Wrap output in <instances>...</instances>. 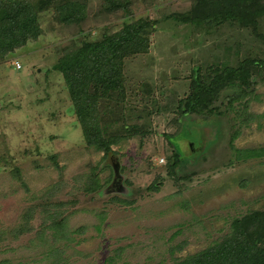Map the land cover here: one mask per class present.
Wrapping results in <instances>:
<instances>
[{"label": "rangeland", "instance_id": "rangeland-1", "mask_svg": "<svg viewBox=\"0 0 264 264\" xmlns=\"http://www.w3.org/2000/svg\"><path fill=\"white\" fill-rule=\"evenodd\" d=\"M42 1L40 36L0 53V264H182L261 237L249 222L264 212V24L257 37L175 21L193 0H75L79 21L66 0ZM140 18L157 22L117 66L121 90L89 88L87 120L113 119L107 137L124 136L109 157L56 66ZM247 52L260 64L238 80L250 98L228 86L208 91L212 113L186 114L194 82Z\"/></svg>", "mask_w": 264, "mask_h": 264}, {"label": "trees", "instance_id": "trees-1", "mask_svg": "<svg viewBox=\"0 0 264 264\" xmlns=\"http://www.w3.org/2000/svg\"><path fill=\"white\" fill-rule=\"evenodd\" d=\"M193 1L190 11L186 12V18L174 16L175 21L196 25L204 24V27H212L214 24H227L240 29L244 28L249 34L259 37L257 33L261 30L262 24H264V0ZM57 4L60 10H65L67 18L76 21L80 20V16H77L83 10L80 1L66 0L61 4ZM49 5L44 1L34 4L31 0H0V53L4 54V59H7L5 54L15 52L31 39H37L40 36L39 31L36 30V27H39L36 25L37 20L35 21L34 13L41 12L43 7ZM155 22L147 18L132 21L127 24L122 32H116L117 36H109L102 41L103 44L90 43L84 49L66 52L61 63L56 66L64 75L66 83L74 95L78 115L84 128L92 129V136L95 137L96 143H98L96 147L105 150L106 156L110 157L112 154H116L111 147V143L117 144L121 142L124 136L120 138L118 132H114L112 138L107 137L105 131H108L111 124H114L113 119L109 118L101 123L96 119V116L94 118L93 114L91 116L92 119L90 117L87 120L88 111L94 109L89 88L92 84L103 83L104 93L109 94L111 98L112 95L116 94L117 90H121L123 81L115 73L118 72L117 66L121 65L126 55L132 54V51H138L141 43L144 40L147 41L145 35L153 30ZM189 25L192 26V24ZM259 38L261 42L264 41V28ZM238 51L237 49L236 52ZM247 54L249 53L247 52ZM253 57L249 54L244 60L238 62V65L235 66L238 69L230 65L229 62L225 64V61H221L216 69L210 70L209 75L211 78L209 83L204 84L202 81H195L193 90L195 88L196 90L192 94V98L187 102L186 114L202 113L207 110L212 113L208 91L214 92V94L210 93L213 97L219 93L220 89L230 86L236 88L234 90L237 91V96L241 91H246L241 96L242 99L248 96L250 98V95L247 94V90L251 87L250 84L246 82L245 85L239 83L238 80L246 79V77H243L244 74L260 66ZM71 63H75L73 68ZM96 67L100 71L96 72ZM236 74L237 76H235ZM82 85L83 87H81ZM245 86H248V88ZM75 88L76 94L74 93ZM197 90L201 91L196 92ZM196 99L203 101H196L192 105ZM234 101H241V99L235 98ZM127 131L131 132L129 128H127ZM261 152L264 153V150ZM177 163L178 161L175 160L174 165ZM4 165L6 164H0V170L3 169ZM174 165L173 167H175ZM249 223L254 228L255 233H261V237L256 236L249 242L242 239V237H236L230 241H222L216 247L182 264H264V238H262L264 236V212L251 214Z\"/></svg>", "mask_w": 264, "mask_h": 264}, {"label": "built area", "instance_id": "built-area-1", "mask_svg": "<svg viewBox=\"0 0 264 264\" xmlns=\"http://www.w3.org/2000/svg\"><path fill=\"white\" fill-rule=\"evenodd\" d=\"M18 66H20V64L18 63Z\"/></svg>", "mask_w": 264, "mask_h": 264}]
</instances>
